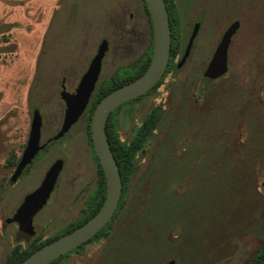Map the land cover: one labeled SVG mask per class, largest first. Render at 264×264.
<instances>
[{
    "label": "rangeland",
    "instance_id": "obj_1",
    "mask_svg": "<svg viewBox=\"0 0 264 264\" xmlns=\"http://www.w3.org/2000/svg\"><path fill=\"white\" fill-rule=\"evenodd\" d=\"M117 1L124 0H0V224L56 159L62 160V210L70 204L74 212L91 186L96 161L84 116L40 150L12 185L7 159L21 154L34 109L42 141L57 131L64 104L56 79L62 70L73 73L72 83L79 79L106 31L104 11ZM182 5L186 37L195 7L205 9L189 55L176 59L151 94L122 105H138L136 115L154 104L162 111L151 143L136 159L135 193L120 219L103 228L111 234L105 247L69 264H245L264 239V0ZM234 18L240 28L227 49L228 70L205 82L217 39ZM129 57L119 50L114 65ZM14 243L4 227L0 264ZM71 252L54 264H67Z\"/></svg>",
    "mask_w": 264,
    "mask_h": 264
},
{
    "label": "water",
    "instance_id": "obj_2",
    "mask_svg": "<svg viewBox=\"0 0 264 264\" xmlns=\"http://www.w3.org/2000/svg\"><path fill=\"white\" fill-rule=\"evenodd\" d=\"M145 2L149 11L153 33L148 64L140 75L104 94L95 104L91 114L90 137L93 150L105 177L104 199L97 211L80 225L41 245L17 264H50L61 255L93 237L106 225L114 213L120 198L122 182L118 165L105 132L107 117L121 104L145 94L155 86L164 74L170 54L171 35L165 1L145 0ZM201 17L202 12L200 11L194 20L182 58H186L190 51ZM237 26L238 22L235 21L224 31L202 73L205 82H210L227 72V49L231 35L235 32ZM105 50L106 41H102L99 43L88 69L81 76L74 92H66L65 90L60 92L61 99L65 104L64 113L59 128L48 141L62 137L85 113L95 91V82L98 78L101 59ZM40 127L41 118L38 110L34 109L24 149L9 178V183L14 182L24 167L44 148L45 143H40ZM61 166V159H56L51 163L40 185L24 197L23 202L14 214V218L20 223V230L27 229L28 235L32 233L31 217L48 198ZM166 264H173V261Z\"/></svg>",
    "mask_w": 264,
    "mask_h": 264
},
{
    "label": "flooded vegetation",
    "instance_id": "obj_3",
    "mask_svg": "<svg viewBox=\"0 0 264 264\" xmlns=\"http://www.w3.org/2000/svg\"><path fill=\"white\" fill-rule=\"evenodd\" d=\"M119 2L117 1L112 7L111 6L108 7L104 11V14H103V23H102L103 27L102 28L105 29L106 31L103 32V35L98 37L99 38L98 41H99V43L102 41H106V50H105L104 55L101 59L98 78L95 82V90L101 84L106 83L107 80H109L111 78H114V77L115 78L116 77L121 78L122 76H127V74H129V72L131 70V67L134 64H138L137 62H138L139 57L144 54V52L147 50L150 42L153 40L152 24H151L150 15H149V11H148L145 0H128V1L124 0V1H121L120 3ZM183 2H185V0L176 1V6L178 8L180 18L182 17V19H184L183 14H184V10L187 7V6L182 5ZM180 4H181V6H180ZM195 10H196L195 11L196 13L194 15V18L191 22V25L188 27L189 32L187 34V37L184 36V34L182 33L183 37L181 38L180 41H184V44L182 46V52H181L179 58L182 57V55H183L184 48H185V45L188 41V38H189V35L191 33L192 26H193V23H194L196 16L198 15V13L200 11L202 12V17H201V20L199 23V27H198L197 33L193 39L190 51L193 47V43L197 37L198 31L200 28V24H201L202 19L204 17L205 9H202L201 6H198V7H195ZM235 21L238 22V26H237L235 32L231 35L230 43L232 41H234V36L236 35L237 31L240 28V25H239L240 20L238 18L232 19L228 23V25L223 29V31L220 33V35L217 39V42L214 46V49H215L216 45L218 44V42L220 41L224 31L227 29V27L231 23H233ZM99 43L97 44V47H98ZM230 43L228 45V48L230 46ZM97 47H96V50H97ZM119 50L124 53V56L130 55V57L127 60H125V62L114 65V63L116 61L115 59L117 57V53ZM190 51H189V53H190ZM189 53H188V55H189ZM94 54L87 61L84 70L82 71V73L79 76V79L76 82L72 83V81H71L70 76L73 74V73H71V71H70V73L68 71H65V70L61 71V74L59 75V77H57L56 82H55L57 88H59V96H60V92L63 90H65L66 92H74L76 90L78 83H79V80H80L81 76L88 69L90 62H91V59L93 58ZM106 57H108V58H106ZM133 62H135V63H133ZM173 65L170 66V69H172ZM166 68H167V66H166ZM104 69H107L108 73L106 75H103V77L101 79H99V77L102 74ZM164 73H165V71H164ZM115 82H117V81H114V82L112 81L110 85L115 84ZM69 85H70V89L67 88ZM150 94H151V92H150ZM142 96H144V94L138 96V98H140ZM60 98H61V96H60ZM129 101H127V102L130 103L131 101L130 102ZM63 104H64V101H63ZM123 104L118 106L119 107V109L117 110L118 113L115 116V118L112 119V124H111L110 129H112L113 134H115L120 140L127 141L135 135L138 127L140 126V124L142 122L144 115L148 112V110L150 109L151 106L143 115L141 114L142 112H140V114L136 115L137 111L141 110V108L138 105H129V107L122 108ZM64 108H65V104H64ZM64 108H63V113H64ZM83 116H84V114L81 117H83ZM134 117H136L137 119L135 121H132V123H129L128 127L126 128V124H124V123L127 120L134 119ZM40 118H41V116H40ZM41 130H42V120H41V127H40V143L41 144L45 143V146H44V148H45L47 146V144L51 141V140L48 141V139L51 137L46 138L44 141H42ZM152 136H153V134H151L148 137V139L145 141L141 150L136 154V156H135L136 166L134 168V171L130 175L124 176V182L122 181L123 178L120 174L121 182H122L120 198L118 200L117 206L114 210L112 217L106 223V225L109 223L111 225L112 222H115L117 219H120V217L122 216V212L124 211V209L126 207L128 196L131 197L132 195H134V193H135V190L133 191V189H135L134 185L136 186V185H138V183H137V181H135L134 183L130 184V180L132 178V175L135 174V171L138 168L136 159L138 156H142L144 154V148L147 144L151 143ZM140 138H143V137H140ZM22 151H21V154H22ZM21 154L19 155V157L14 156L15 159L17 160V162L19 161ZM32 160L29 164H27L24 167V169L19 174V176L16 178V180L29 169V167L32 163ZM17 162H16V164H17ZM16 164L13 165L12 172L14 171ZM7 166H9V165H7ZM48 168H47V170H48ZM61 169H62V166H61V168H60V170L56 176L53 188H52L48 198L46 199L44 204L31 217V221H30L31 231H32L31 234H29V235L27 234V229L22 230V231L20 230V223L17 219L14 218V214L16 213V210L18 209V207L23 202L24 197L40 185V183H41V181L45 175V172L47 170L44 172L41 180H39L38 185L35 186L29 192H27L20 199V201L17 203V205H15L13 207V211H12L11 215H9L8 217H5V218H3V220H1L0 232L2 233V230L4 229V227L9 228V232L12 234L13 238L15 239V243L12 246V248L17 247L18 253H24V252L28 251L29 249L33 248L36 244L40 243L42 240H45L47 238L58 237L61 234H64V233L70 231L72 228L78 226V225H75L73 227V223L80 217L88 199L94 194L96 183H97L98 178H99L98 168L96 165V167L94 169V173H93L94 180H93L90 187H89V185L86 186V188H88V187L89 188L86 190L85 195L81 198V201L79 202V204L74 209V212H73L70 204L68 206L65 204V206H64L65 210H62V208H61L62 204L59 201V198L57 197L58 188L60 187V183H61V179H62ZM142 169H143V172L145 173L146 167H143ZM12 172H11V174H12ZM11 174H10V176H11ZM10 176H9V178H10ZM9 178L7 179L8 182H9ZM16 180L14 182H12L11 185L14 184L16 182ZM49 200L51 201V204H50V206H48L45 209V206L47 205ZM40 211H42V212L44 211L43 216L40 219H36L37 215ZM74 215H76V216L73 218ZM109 228H111V227H109ZM97 233L93 237H91L90 239L85 241L84 243L80 244L78 247L71 250L72 252L67 254L68 256L66 255L67 256L66 257V263L69 264L72 262H76L77 260L80 259L83 252L87 253L88 251H90L92 248H94L96 246H98L101 249L104 248L105 245L110 240V235H111L110 231L109 230H101L100 233H98V234ZM101 243H104V245L102 246Z\"/></svg>",
    "mask_w": 264,
    "mask_h": 264
},
{
    "label": "trees",
    "instance_id": "obj_4",
    "mask_svg": "<svg viewBox=\"0 0 264 264\" xmlns=\"http://www.w3.org/2000/svg\"><path fill=\"white\" fill-rule=\"evenodd\" d=\"M164 1H165L167 12H168L170 35H171L169 59L167 63V68L162 78L158 81V83L155 86H153L144 95L148 94L151 90H154L160 83H162V80L165 77V74L168 73L170 66H172L175 63L176 59L179 58L181 50H182V41L180 40L183 37V34L181 32V18L178 12V8L176 6V1L175 0H164ZM151 49H152V41L150 42L144 54L139 57L138 62H137L138 64H134L131 67L129 74H127V76H122L121 78L120 77L111 78L107 80L106 83L101 84L94 91L86 107V110L84 113V118L86 119L85 130H86L87 140L90 145L94 160L96 161L99 178L96 183L94 194L88 199L87 203L85 204L82 214L73 223V227L75 225H80L87 218H89L92 214H94L97 211V209L100 207L104 199V196H105L104 173L99 164L98 158L93 150L92 143H91V137H90V120H91V114H92L93 108L95 104L97 103V101L104 94H106L111 89L115 88L116 86H119L129 80H132L133 78L137 77L144 71V69L146 68L148 64L149 58H150ZM112 81L113 82L117 81V82H115V84L113 85H110ZM137 98H134V99H137ZM118 108L119 107H117L115 110H117ZM115 110H113L107 117L106 124H105V132L107 135L109 146L112 150V153L118 165L119 172L123 178L122 181L124 182V176L130 175L134 171V168L136 166V163H135L136 154L141 150L145 141L148 139V137L151 134H153L154 130L157 128L158 124L160 123V120L162 118V111H161L160 104L152 105L150 109L148 110V112L144 115L142 122L140 126L138 127L135 135L127 141H122L115 134H113L112 129H110L111 124H112V119H113V112ZM140 137H143V138H140ZM11 156H12L11 158L7 159V165L9 166H13L17 162L14 155H11ZM103 228L101 230H103ZM100 231L98 233H100ZM52 239L54 238H47L45 240H42L40 243L36 244L33 248L29 249L28 251L24 253H18V248L13 247L8 252V254L5 256L3 264H17L20 260L25 258L35 249L51 241ZM64 255H61L60 257L52 261L50 264H54L58 259H60ZM245 264H264V239L258 243L256 248L254 249L252 257H250V259Z\"/></svg>",
    "mask_w": 264,
    "mask_h": 264
}]
</instances>
